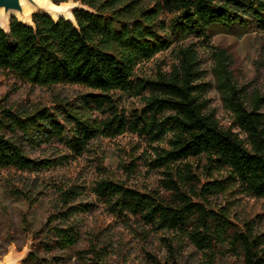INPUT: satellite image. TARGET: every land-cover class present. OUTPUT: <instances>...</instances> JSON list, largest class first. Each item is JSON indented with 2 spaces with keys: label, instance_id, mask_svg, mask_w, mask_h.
<instances>
[{
  "label": "trees",
  "instance_id": "1",
  "mask_svg": "<svg viewBox=\"0 0 264 264\" xmlns=\"http://www.w3.org/2000/svg\"><path fill=\"white\" fill-rule=\"evenodd\" d=\"M68 1L53 0L57 5ZM74 1L86 7L74 10V23L34 14L31 25L12 18L9 31L0 27V71L33 87L71 85L89 91L80 108L63 102L21 111L0 106V171L34 174L57 165L53 159L30 158L19 142L34 148L59 142L82 156L99 137L135 133L147 139L153 150L150 164L165 175L162 191L144 192L103 178L92 186L95 200L115 218H132L143 232L181 237L210 258L229 245L244 264H264V234L250 224L237 228L225 211L206 204L209 196L232 186L264 201V96L239 88L230 70L231 56L214 51L217 89L242 138L223 129L209 110L211 85L205 82L207 72L194 45L178 49L177 64L169 73L136 77L140 64L175 43L188 38L208 43L214 28L264 32V0H152V8L145 0ZM163 14L169 19H160ZM117 93L141 98V109L128 117L118 106ZM87 110L105 117L93 120L86 117ZM6 133H19L18 141ZM192 160L206 162L207 182L193 174ZM214 171L225 172V179H216ZM79 199L74 188L59 190L49 218L62 249L77 244V216L91 209ZM163 240L175 256L174 240ZM107 251L105 244L92 242L81 253L86 257L82 264H106ZM146 257L151 264H170Z\"/></svg>",
  "mask_w": 264,
  "mask_h": 264
},
{
  "label": "rangeland",
  "instance_id": "2",
  "mask_svg": "<svg viewBox=\"0 0 264 264\" xmlns=\"http://www.w3.org/2000/svg\"><path fill=\"white\" fill-rule=\"evenodd\" d=\"M65 4V3H64ZM70 8L86 9L80 2L69 0ZM152 0L144 5L153 7ZM33 17V16H32ZM14 17L9 18L8 21ZM160 19L168 20L167 15ZM208 43L188 38L175 43L150 61L137 67L136 77L155 79L159 72L169 73L177 64L178 49L194 45L202 67L207 72L206 83L211 85L207 98L209 110L215 113L220 126L241 135L232 113L223 104L213 74L214 51L225 50L232 58L231 72L239 88L248 95L259 93L264 96V32L252 27L236 26L230 31L214 28ZM89 91L79 86L59 85L52 88L33 87L24 84L11 73L0 71V106L14 111L35 107L52 108L58 102L74 104L80 108L81 98ZM118 106L131 117L134 110H140L142 100L117 93ZM147 95V94H144ZM264 113V108L262 110ZM93 120L104 118L97 110L85 111ZM19 133H6L8 138L18 141ZM22 144L26 154L33 159L56 160L57 165L40 173H21L16 170L0 171V263L11 255L17 264H82L86 259L81 253L90 248L92 242L105 244L106 264H151L150 254L170 264H244L243 258L234 253L229 245L219 248L214 258L198 252L188 241L168 233L143 232L132 218H115L104 205L98 203L92 193L93 184L103 178L125 183L140 191H162L163 171L150 164L153 150L147 139L128 132L116 138H104L91 142L82 156H75L59 142L32 147ZM158 146V145H154ZM192 172L202 183L208 181L206 162L191 161ZM216 179H225V172L214 171ZM74 188L80 196L79 202L89 203L91 209L77 216L79 221L77 244L62 249L57 237L51 233L49 218L55 210L59 190ZM24 192L19 196L15 192ZM198 201V198H194ZM209 208L223 210L237 226L252 225L264 234V201L249 196L238 186L229 187L224 193L209 196ZM167 240H174L175 256L169 253Z\"/></svg>",
  "mask_w": 264,
  "mask_h": 264
},
{
  "label": "water",
  "instance_id": "3",
  "mask_svg": "<svg viewBox=\"0 0 264 264\" xmlns=\"http://www.w3.org/2000/svg\"><path fill=\"white\" fill-rule=\"evenodd\" d=\"M21 1L22 0H0V15H1L0 17L2 18V20L4 22H6L7 29H5L1 26L0 27L2 29H4L5 31H9V29H10V21H8L9 18L14 17L18 20V18L15 16V14H18L22 18H25ZM25 1L28 2L31 6H33V8L35 9V12L32 14V16L34 14H40V15H44V16H47V17L52 18V19H53V17H56L57 18L56 21L64 19V20H68L71 22H73V21L75 22V19L72 20L71 18H68V19L64 18L66 16V14L69 12L71 13V15L74 18V15H73L74 9L73 8H69L68 10H64V11H54V10H51L48 6L38 4L35 0H25ZM49 1L52 4L58 6L57 4H55L53 2V0H49ZM7 16H9V17H7ZM32 16H31V22H32ZM12 260H13V263L17 264L16 260H14L13 258H12Z\"/></svg>",
  "mask_w": 264,
  "mask_h": 264
},
{
  "label": "bare ground",
  "instance_id": "4",
  "mask_svg": "<svg viewBox=\"0 0 264 264\" xmlns=\"http://www.w3.org/2000/svg\"><path fill=\"white\" fill-rule=\"evenodd\" d=\"M38 4L41 5H45L48 6L51 10L54 11H64V10H68L70 8V5L65 3V4H61V5H54L52 4L49 0H35ZM22 4V8H23V13L25 15V18H22L21 16H19L18 14H15V16L18 18V20H20L21 22L31 25V16L32 14L35 12V9L33 8V6H31L28 2H26L25 0L21 1ZM1 16V15H0ZM10 16V15H9ZM7 16V17H9ZM66 19L71 18L72 20H74L73 16L71 15V13H67L66 16L64 17ZM54 20H57L56 17H53ZM74 22V21H73ZM0 26L7 29V24L6 22H4L2 20V18L0 17ZM1 264V263H0ZM5 264H15L13 263L12 260V256L9 255L6 259H5Z\"/></svg>",
  "mask_w": 264,
  "mask_h": 264
}]
</instances>
